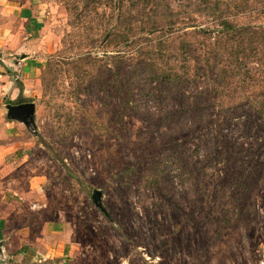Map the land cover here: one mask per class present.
<instances>
[{"label": "rangeland", "instance_id": "obj_1", "mask_svg": "<svg viewBox=\"0 0 264 264\" xmlns=\"http://www.w3.org/2000/svg\"><path fill=\"white\" fill-rule=\"evenodd\" d=\"M8 1L41 17L31 42L13 21L25 47L9 49L14 61L26 52L41 62L27 95L9 97L35 103L33 124L0 119L4 238L17 237L6 250L58 226L69 233L67 264H264V115L255 107L264 71L251 62L248 77L217 87L213 73L196 76L197 54L216 36L198 30L216 22L195 0H166L174 27L134 31L115 68L105 55L112 36L103 40L117 23L114 0ZM228 2L230 21L264 27V0ZM165 64L181 86H162Z\"/></svg>", "mask_w": 264, "mask_h": 264}, {"label": "trees", "instance_id": "obj_2", "mask_svg": "<svg viewBox=\"0 0 264 264\" xmlns=\"http://www.w3.org/2000/svg\"><path fill=\"white\" fill-rule=\"evenodd\" d=\"M89 1V0H88ZM100 0H92L98 4ZM229 0H195L191 4L194 5V11L198 15L210 16L216 22L215 28H199L198 32L203 35H210L215 32V38L211 44H205L200 48L197 54L196 61L199 62L196 68V76H204L213 73L214 85L228 84V81H233L236 76L243 75L245 78L250 73L249 63L254 62L257 64L256 70L264 71V27L254 26L251 24L238 25L228 19L224 15L223 6H229ZM116 9L115 30L109 31L103 37V40L109 41L114 45V49L106 52L109 58L113 59L112 68L118 67L117 64L121 63L122 59L127 55L128 49H121V47L128 48L133 42L134 37L131 38L134 31H139L138 37L143 33H151L156 30H170L176 24L174 19L175 13L171 8L170 3L166 0H114L112 3ZM241 4H233V7H238ZM230 7V6H229ZM147 10L155 15L152 17L144 18L147 15ZM264 10V7L261 8ZM129 11L132 15L129 16ZM86 12H88L86 10ZM84 14V13H82ZM84 16V15H81ZM158 16V17H157ZM143 21H149L150 27H146ZM168 41L162 39L161 41V57L166 53L164 48ZM143 47H139V55L143 56ZM188 44L185 42L178 46V51H186ZM158 52V51H157ZM160 54V52H158ZM142 58V57H141ZM187 61V60H186ZM179 72L172 66L165 64L161 70V81L163 87L166 89L174 84L180 85L183 82L180 79ZM242 77V76H241ZM180 79V80H178ZM197 82V78L193 80ZM244 79H242V82ZM213 85V86H214ZM207 91V90H206ZM198 92H204L198 90ZM264 93V91H263ZM221 96L217 92L215 96ZM256 109L259 115H264V96L256 98ZM6 103H12L8 100ZM187 113V111H186ZM178 123L175 124L177 128ZM170 130H173L171 128Z\"/></svg>", "mask_w": 264, "mask_h": 264}, {"label": "crops", "instance_id": "obj_3", "mask_svg": "<svg viewBox=\"0 0 264 264\" xmlns=\"http://www.w3.org/2000/svg\"><path fill=\"white\" fill-rule=\"evenodd\" d=\"M13 21L22 22L27 33L25 39L29 38L31 42L32 37L37 33L35 30L38 29L41 17L38 16L34 5L31 7L24 3L18 6L8 0H0V95L3 99L27 95L26 92H29L27 86L33 82L31 76L38 71L41 62L40 57L30 56L26 52H15L19 57L14 61L15 56L9 49L23 51L25 47L21 46L20 42L23 33L15 30ZM13 75L14 79H19V84L22 83L23 86L15 83L12 79ZM11 99L9 98L12 104L27 102L25 99L16 101ZM6 104L8 103L2 102L0 105V119H7ZM4 215V206L0 203V264H67L66 254L70 248L69 233L58 226L53 230H45L42 238H36L29 244L21 240L18 250L10 254L6 247L9 243L16 241L17 237L9 243L4 238L6 234ZM14 233L18 235L16 231ZM21 233H25L24 230H21Z\"/></svg>", "mask_w": 264, "mask_h": 264}, {"label": "water", "instance_id": "obj_4", "mask_svg": "<svg viewBox=\"0 0 264 264\" xmlns=\"http://www.w3.org/2000/svg\"><path fill=\"white\" fill-rule=\"evenodd\" d=\"M7 109V118L17 120L24 123L25 126H30L34 122L35 103L32 101L21 102V103H8L5 105ZM102 193L100 190L95 189L91 194L93 203L105 213V208L101 201Z\"/></svg>", "mask_w": 264, "mask_h": 264}]
</instances>
